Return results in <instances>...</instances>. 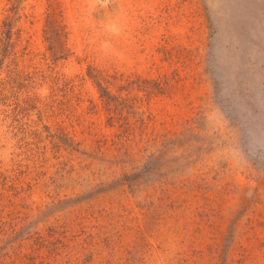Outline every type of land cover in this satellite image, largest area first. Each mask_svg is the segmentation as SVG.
I'll return each instance as SVG.
<instances>
[{
  "label": "rangeland",
  "instance_id": "374dc122",
  "mask_svg": "<svg viewBox=\"0 0 264 264\" xmlns=\"http://www.w3.org/2000/svg\"><path fill=\"white\" fill-rule=\"evenodd\" d=\"M0 264H264V0H0Z\"/></svg>",
  "mask_w": 264,
  "mask_h": 264
}]
</instances>
